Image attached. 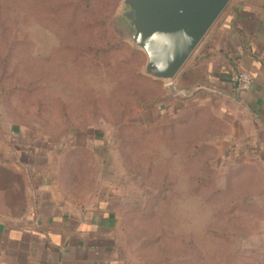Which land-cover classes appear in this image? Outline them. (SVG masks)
<instances>
[{
    "label": "rangeland",
    "instance_id": "obj_1",
    "mask_svg": "<svg viewBox=\"0 0 264 264\" xmlns=\"http://www.w3.org/2000/svg\"><path fill=\"white\" fill-rule=\"evenodd\" d=\"M121 1L0 0V186L10 196L24 157H47L56 181L111 201L127 264H264L260 145L234 120L158 102L167 83L143 74ZM107 16L122 47L97 55ZM139 98L151 106L132 114Z\"/></svg>",
    "mask_w": 264,
    "mask_h": 264
},
{
    "label": "crops",
    "instance_id": "obj_2",
    "mask_svg": "<svg viewBox=\"0 0 264 264\" xmlns=\"http://www.w3.org/2000/svg\"><path fill=\"white\" fill-rule=\"evenodd\" d=\"M233 69L252 74L249 91L234 90ZM165 87L175 113L187 115L194 108L212 112L218 120H234L241 141L259 144L257 152L264 158V5L236 0ZM175 88L188 91L187 101L175 97ZM22 142L15 134L9 144ZM26 157L16 172L25 185L9 183L10 196L0 186V264H127L111 201L88 193L81 197L74 184L56 181L46 167L49 158ZM19 158L12 156L9 162L19 163ZM19 191L21 202L14 197Z\"/></svg>",
    "mask_w": 264,
    "mask_h": 264
},
{
    "label": "water",
    "instance_id": "obj_3",
    "mask_svg": "<svg viewBox=\"0 0 264 264\" xmlns=\"http://www.w3.org/2000/svg\"><path fill=\"white\" fill-rule=\"evenodd\" d=\"M231 0H122L116 19L146 55L143 74L171 84Z\"/></svg>",
    "mask_w": 264,
    "mask_h": 264
},
{
    "label": "trees",
    "instance_id": "obj_4",
    "mask_svg": "<svg viewBox=\"0 0 264 264\" xmlns=\"http://www.w3.org/2000/svg\"><path fill=\"white\" fill-rule=\"evenodd\" d=\"M81 4L84 6H89L90 5V0H81ZM98 29H100V35H99V44L95 47H92L91 49H94V52L97 55H104L108 54L109 52L116 51L121 49L122 44L116 42L117 34L116 32L112 29L111 23H110V16H107L100 20L98 22ZM158 83V82H157ZM179 99H188L189 96H175ZM163 100H167V98L164 96H160L158 99V102H161ZM148 100L140 98L136 101L133 102L132 105L130 106L131 109H134L132 114H138L141 111L146 110L148 107L151 105L147 104ZM153 104L152 106H154ZM129 108V109H130ZM124 118L126 119L128 117V114H125ZM73 184V183H72ZM77 186V184H74Z\"/></svg>",
    "mask_w": 264,
    "mask_h": 264
},
{
    "label": "built area",
    "instance_id": "obj_5",
    "mask_svg": "<svg viewBox=\"0 0 264 264\" xmlns=\"http://www.w3.org/2000/svg\"><path fill=\"white\" fill-rule=\"evenodd\" d=\"M230 80L233 84L234 90L239 93L246 92L251 89L254 77L246 70L233 69L230 73ZM187 94V90L177 88L174 89V95L176 96H186Z\"/></svg>",
    "mask_w": 264,
    "mask_h": 264
}]
</instances>
